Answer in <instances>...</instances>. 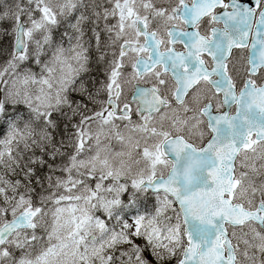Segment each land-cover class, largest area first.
I'll return each instance as SVG.
<instances>
[{"label": "snow or ice", "instance_id": "6c2138e0", "mask_svg": "<svg viewBox=\"0 0 264 264\" xmlns=\"http://www.w3.org/2000/svg\"><path fill=\"white\" fill-rule=\"evenodd\" d=\"M0 35V264H264V0H0Z\"/></svg>", "mask_w": 264, "mask_h": 264}, {"label": "trees", "instance_id": "16d2710c", "mask_svg": "<svg viewBox=\"0 0 264 264\" xmlns=\"http://www.w3.org/2000/svg\"><path fill=\"white\" fill-rule=\"evenodd\" d=\"M9 40L7 38H5L4 36L0 35V48H4L8 45ZM3 63V57H0V64ZM94 68V75H97L99 79H103V75H102V69H100L99 71L95 70V66H93ZM77 99H79V97H76ZM91 107V105H90Z\"/></svg>", "mask_w": 264, "mask_h": 264}, {"label": "rangeland", "instance_id": "374dc122", "mask_svg": "<svg viewBox=\"0 0 264 264\" xmlns=\"http://www.w3.org/2000/svg\"><path fill=\"white\" fill-rule=\"evenodd\" d=\"M100 2H101V3H104V2H105V0H100Z\"/></svg>", "mask_w": 264, "mask_h": 264}]
</instances>
